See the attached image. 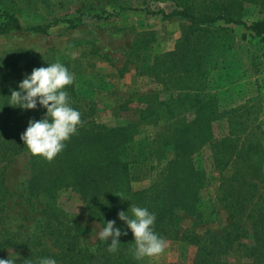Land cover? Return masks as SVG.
I'll list each match as a JSON object with an SVG mask.
<instances>
[{"label":"rangeland","instance_id":"rangeland-1","mask_svg":"<svg viewBox=\"0 0 264 264\" xmlns=\"http://www.w3.org/2000/svg\"><path fill=\"white\" fill-rule=\"evenodd\" d=\"M187 1L197 18L222 14L246 26L264 18V0ZM182 2L0 0V23L10 15L22 25V30L0 33V74L4 62L22 59L68 65L78 95L95 105L90 120L124 135L131 152L133 192L150 188L167 174L174 154L167 145L160 147L162 136L169 137L173 124L194 119L199 95L217 99L215 144L228 137V118L237 111L240 144L250 138L260 143L264 156V42L237 24L194 25L174 13ZM68 20L75 22L65 23ZM38 27L44 29L35 31ZM212 148L213 143L202 144L194 157L207 174L202 214L178 213L181 233L202 243L211 234L221 235L231 222L221 200L226 186L220 181L233 174L236 160L220 147ZM32 156L24 152L5 168L10 197L1 227L39 237L54 252L59 235L70 241L82 232L78 246L96 252L102 228L89 215L84 196L67 185L59 187L56 177L46 187L44 175L38 180L32 172ZM198 250L186 241L167 240L162 254L138 259L137 264H190ZM24 256L15 250L0 253V259H14V264H22ZM227 261L252 264L240 253H232Z\"/></svg>","mask_w":264,"mask_h":264},{"label":"trees","instance_id":"trees-1","mask_svg":"<svg viewBox=\"0 0 264 264\" xmlns=\"http://www.w3.org/2000/svg\"><path fill=\"white\" fill-rule=\"evenodd\" d=\"M183 1L178 3L182 9L174 13L192 24L204 25L219 21H224L227 25L237 24L245 26L253 37L264 42V18L255 20L250 26L222 14L197 18L192 13L193 6L189 1ZM5 19L4 23H0V33L22 30L17 17L6 15ZM74 22L65 21L68 24ZM43 29L44 27H38L34 30ZM37 59L41 61L35 63L33 58L4 62V72L0 74V253L22 251L25 255L22 264H39L42 258H53L58 264H137L138 259L133 254L134 236L126 222L118 217L120 211L131 215L128 210L131 205H135L155 214L153 230L166 241L180 240L198 246V254L190 264H229L227 258L232 253H240L252 264H264L263 152L260 143L250 138L240 144L242 136L238 134L241 130L236 127L240 124L235 119L237 111L231 112L228 118V137L217 144L212 141V129L217 120V99L212 95L197 96L194 101V119L173 124L167 132L169 137L162 136L160 147L167 145L174 154L172 161L167 164V174H162L160 181L150 188L133 192L129 168L131 152L124 135L119 130L108 129L90 120L95 113L94 103L78 95L74 82L66 86L64 90L69 94L70 106L81 113L83 125L78 127L77 134L66 142L64 150L51 162L32 156V172L37 174L38 180L44 175L42 178L46 187L56 177L59 187L67 185L76 189L87 201L89 215L102 229L108 221H115V227L127 232V235L119 237L120 245L115 253L107 250L111 239L101 241L96 252H91L78 246L76 239L82 232H78L70 241L59 235L56 241L57 251L54 252L45 247L39 237L24 236L1 227L10 197L5 168L18 155L28 152L20 137L28 127L29 120H40L47 113V109L39 102L35 109L27 110L9 105L11 92L20 91L19 83L34 68L47 67L52 63L45 58ZM63 65L69 70L68 65ZM206 143H213V148L220 147V152L235 157L236 162L233 174L223 176L220 181L222 186H226L221 200L229 213L230 225L221 235L211 234L202 243L197 236L181 233V217L178 213L182 212L190 217L202 214V192L206 187L207 174L198 166L194 157L200 145ZM215 160L218 165L223 163Z\"/></svg>","mask_w":264,"mask_h":264},{"label":"clouds","instance_id":"clouds-1","mask_svg":"<svg viewBox=\"0 0 264 264\" xmlns=\"http://www.w3.org/2000/svg\"><path fill=\"white\" fill-rule=\"evenodd\" d=\"M74 74L60 62L48 64L47 67L34 68L20 83V91L13 90L9 105L22 109H35L37 102L47 109L46 116L40 120H29L28 127L21 135V140L31 155L42 157L51 162L66 147V142L77 134L78 127L83 125L81 113L70 106L66 86L72 85ZM121 197V196H120ZM122 198V197H121ZM123 199V198H122ZM126 214L118 213L120 220L126 222L134 236L136 259L155 257L162 254L167 241L156 234L153 226L156 220L154 213L147 208L131 205ZM127 235L115 227V221H108L99 232V239H111L108 251H118L119 237ZM14 259H0V264H14ZM39 264H57L53 258H42Z\"/></svg>","mask_w":264,"mask_h":264}]
</instances>
